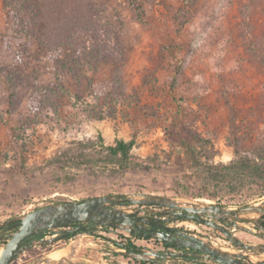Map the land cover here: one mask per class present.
Wrapping results in <instances>:
<instances>
[{"label":"rangeland","instance_id":"rangeland-1","mask_svg":"<svg viewBox=\"0 0 264 264\" xmlns=\"http://www.w3.org/2000/svg\"><path fill=\"white\" fill-rule=\"evenodd\" d=\"M76 2L74 28L30 10L32 36L0 0V220L130 192L263 203L264 180L215 184L205 165L264 164V0H136L141 17ZM119 139L127 171L107 154Z\"/></svg>","mask_w":264,"mask_h":264},{"label":"water","instance_id":"water-1","mask_svg":"<svg viewBox=\"0 0 264 264\" xmlns=\"http://www.w3.org/2000/svg\"><path fill=\"white\" fill-rule=\"evenodd\" d=\"M171 214L174 217L169 218V221L187 219L209 226L220 232L232 247L218 246L194 238L190 230L164 225L162 219L156 217ZM262 216L264 202L228 208L207 201L146 192L103 194L55 202L0 220V241H4L1 245L0 264L12 263L18 255L33 247H55L62 240L68 241L60 248L55 247L24 264H123L119 260L96 256L94 253L83 256L98 248L80 245L77 239L70 238L78 233L90 231L86 228L89 222L96 226L114 227L130 233L140 230L138 233L140 236L154 238L161 243L170 242L177 248L193 249L192 256L204 258L208 264H264V242L246 244L236 235L238 232H248L264 241V226L258 222ZM217 221H227L232 229L228 230ZM74 224L77 225L73 226ZM45 229L53 231L54 234L28 243L31 236ZM172 233L177 235L172 237ZM120 247L124 249L112 252L157 264H167L170 257H184L188 254L153 249L141 250L124 245ZM64 248L69 252H60L57 258L51 257L56 251ZM158 259L161 261H156Z\"/></svg>","mask_w":264,"mask_h":264},{"label":"trees","instance_id":"trees-1","mask_svg":"<svg viewBox=\"0 0 264 264\" xmlns=\"http://www.w3.org/2000/svg\"><path fill=\"white\" fill-rule=\"evenodd\" d=\"M128 2L136 10L137 16L141 17L142 9L139 5H137L136 0H128ZM85 3L86 2H80L77 4L76 0H4V6L8 9L14 10V25L18 28L20 27L22 30H25L32 36H40L42 29H38L39 27L34 23V21H31L30 18L27 17L28 15H41L43 17H47V15L49 17L50 15L52 16L51 19L55 18L53 21L56 23L55 25H62V27L73 26L74 28L78 26L77 24L79 23L77 22V15H74V12L87 7V3ZM30 10H32V12L29 14ZM89 23L91 24L90 30H94L92 22L90 21ZM35 28L37 29L35 30ZM102 48H105V45H103ZM111 49L112 48H110V50ZM96 50L104 54L110 51L106 48L105 51L103 50L104 52H102L101 47ZM132 144V141L126 142L123 139H119L115 142V144L106 147L107 154L110 157L109 160L116 162L117 166L124 171L129 170V151L132 147ZM205 168L207 169L209 178L215 184L222 180L225 181L226 179H232L235 176L244 178L251 177L252 179L257 178L264 180V164L251 161L250 159L246 158L231 161L229 163L206 164ZM206 195L216 198L214 193ZM55 202L58 201L50 200L43 205Z\"/></svg>","mask_w":264,"mask_h":264},{"label":"flooded vegetation","instance_id":"flooded-vegetation-1","mask_svg":"<svg viewBox=\"0 0 264 264\" xmlns=\"http://www.w3.org/2000/svg\"><path fill=\"white\" fill-rule=\"evenodd\" d=\"M158 209H164L162 207H156ZM157 218L162 219L161 222L164 225H170L172 228H177L180 230H190L191 232L193 231H198L201 233H205L207 232L206 230H204V227L207 228L209 230V232L215 236H222L223 238H225L220 232L210 228L209 226L206 225H202V224H198L194 221L191 220H187V219H181V220H177V221H169V218L174 217V215H165V216H161V215H156ZM186 222H188V224H186ZM258 222L260 224H262L264 226V216L260 217L258 219ZM218 224H220L221 226L227 228L228 230H231L232 227L229 225V223L227 221H217ZM250 225H253L252 223H249ZM77 224H74L73 226H76ZM98 226L94 225L93 223L89 222L86 224V228L88 230H93L96 229ZM140 232V230H135V233H130L131 235L135 236V237H139V238H145V239H149L148 237H144V236H140L138 233ZM50 231L45 229V230H41L38 234L33 235L29 238L28 243H32L34 240L41 238L43 236H46L47 234H49ZM192 237L197 238V239H202L199 238L197 236H194L192 233H190ZM177 234L176 233H172V237H175ZM236 235L238 236L239 240L241 242H244L246 244H255V243H263L264 241L259 239L258 237H256L255 235H253L252 233H248V232H238L236 233ZM204 240V239H202ZM155 243L160 245V249H157L160 252H186L188 253L186 256L184 257H180V256H175V257H170L169 260H167V264H171V262H179V263H185V264H208L207 260L204 258H197L192 256V253L194 252L193 249H187L185 247H180L177 248L174 245H172L170 242L167 243H161L159 241H157L155 239ZM124 246H130V247H135L137 249H148L150 248L149 245H137V246H133L130 243L127 244H123ZM230 247H232L230 245V243L228 244ZM60 245H56L55 247H60ZM53 246H43V247H33L31 249H29L28 251L31 252V254L26 256V252L25 255L24 253H21L20 255H18L15 260L10 263V264H24L25 262H27L28 260H31L35 257H37L38 255L45 253L53 248H55ZM123 247H116L114 250L118 251V250H123ZM88 255H93V252H88L87 254H83V256H88ZM19 256H23V258H20L21 261H18L17 258ZM106 257L108 258H113L122 262L123 264H157L155 262H147V261H140V260H136V259H132L130 257H127L126 255H121V254H117L115 252H109V255H107ZM121 258H124V260H120ZM156 261H161V259H158ZM210 264H215V263H210Z\"/></svg>","mask_w":264,"mask_h":264},{"label":"built area","instance_id":"built-area-1","mask_svg":"<svg viewBox=\"0 0 264 264\" xmlns=\"http://www.w3.org/2000/svg\"><path fill=\"white\" fill-rule=\"evenodd\" d=\"M204 230H206L207 232L201 233L198 231H193L192 234L215 245L223 247L228 246L229 242L225 238H223L222 236H215L211 234L207 228H205ZM49 234L53 235L54 232L51 231ZM70 239H77L80 245L97 247V250L92 251L96 256H107L109 255V252L114 250L116 247H120V245L127 243H130L133 246L149 245L150 248L148 249L153 250L160 249V245L155 243L154 238L145 239L135 237L128 231L109 226H98L96 229H93L91 231L78 233L76 236H73ZM67 241L68 240H62L56 245H60L61 242L65 243ZM17 260L21 261L20 257H18Z\"/></svg>","mask_w":264,"mask_h":264},{"label":"bare ground","instance_id":"bare-ground-1","mask_svg":"<svg viewBox=\"0 0 264 264\" xmlns=\"http://www.w3.org/2000/svg\"><path fill=\"white\" fill-rule=\"evenodd\" d=\"M228 246H229V245H228ZM58 248H60V247H58ZM69 248H70V247H69ZM56 250H57V249H56ZM71 251H73L72 248H71ZM71 251H70V252H71ZM60 252H69V251L67 250V248H64V249H61V250H59V251H56V252L54 253V255H51V257L57 258L58 254H59ZM0 253H1V247H0Z\"/></svg>","mask_w":264,"mask_h":264}]
</instances>
